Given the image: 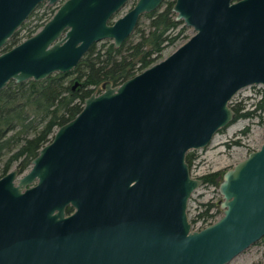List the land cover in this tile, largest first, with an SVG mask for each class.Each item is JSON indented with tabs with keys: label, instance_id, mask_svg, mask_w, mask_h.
<instances>
[{
	"label": "water",
	"instance_id": "obj_1",
	"mask_svg": "<svg viewBox=\"0 0 264 264\" xmlns=\"http://www.w3.org/2000/svg\"><path fill=\"white\" fill-rule=\"evenodd\" d=\"M41 1L0 0V90L68 73L99 41L121 46L165 0H137L114 20L127 0H65L1 51ZM173 10L195 29L188 40L106 81L28 169L0 176V264H228L264 237V142L224 172V214L199 229L188 204L203 178L187 161L232 123L240 89L264 86V0H175Z\"/></svg>",
	"mask_w": 264,
	"mask_h": 264
},
{
	"label": "trees",
	"instance_id": "obj_2",
	"mask_svg": "<svg viewBox=\"0 0 264 264\" xmlns=\"http://www.w3.org/2000/svg\"><path fill=\"white\" fill-rule=\"evenodd\" d=\"M174 4L175 0H166L158 9L146 13L148 24L139 27V20L134 33L119 47L111 40H107L108 42H104L99 48L97 43H94L78 65L68 73L55 72L41 80L28 79L19 83L11 80L1 89L0 162L4 160L1 175L12 169L13 165L20 171L28 169L39 149L52 140L59 126L81 111L85 98L91 95L99 84L106 81L119 84L163 59L165 50L186 36V25L183 20L176 19ZM40 25L37 24L34 29L30 28L28 33L22 36H19V31L15 32L4 46V50L21 42ZM72 74L75 75L70 77ZM73 78L79 81L74 89ZM260 93L261 96L253 108H245L240 101H231V106L236 112L234 121L257 114L261 116L264 111V88ZM195 158V151L190 150L187 153L190 166ZM218 174L217 171L211 173L205 176L203 181L214 184ZM204 205L205 208L196 214L191 223L198 219L206 224L210 223L211 217L215 215L212 211L215 203L208 202ZM68 210L70 211L71 207Z\"/></svg>",
	"mask_w": 264,
	"mask_h": 264
},
{
	"label": "rangeland",
	"instance_id": "obj_3",
	"mask_svg": "<svg viewBox=\"0 0 264 264\" xmlns=\"http://www.w3.org/2000/svg\"><path fill=\"white\" fill-rule=\"evenodd\" d=\"M134 2L135 0H131L122 13L130 9ZM40 8L42 9V7ZM41 9L39 12H41ZM36 15L28 17L22 26L18 28L17 31H19V36L26 34L27 27L32 21H34L33 19L36 18ZM148 22L149 18L143 15L140 18L138 26L145 27ZM185 33L186 36L181 38L176 45L170 46L165 50V57L188 40L195 33V29L192 26H186ZM133 37L135 38V36ZM104 42L108 41L102 40L97 42V47L99 48ZM1 51H3V49ZM74 75L75 74H72L70 77ZM103 86V84H99L95 92H101L104 88ZM75 87H77V85ZM263 88L264 86L261 84L248 85L240 89L233 96L231 101L234 103L240 101L245 108H253L256 105L258 98H260V92ZM261 116L257 114L254 117H241L235 121L233 120L230 125L222 128L214 136L208 146L194 150L196 158L190 166L192 176L201 177L204 180L205 176L216 171L219 172V176L216 177L217 181L214 184H209L203 181V184L193 192L188 204V216L191 222L192 219L196 217V214L205 208L204 203L208 202L215 203V206L212 209L215 215L211 217L210 222L219 219L224 214V209H222L219 204L220 200H222V194L219 191V184L227 169L246 158L251 151L261 147L264 142V111ZM246 127L249 128L244 131ZM3 165L4 160L0 162V175L3 171ZM16 167V165L12 166V168ZM205 225L206 223L201 219L192 223L194 229H199ZM228 264H264V237L250 245V247L238 254Z\"/></svg>",
	"mask_w": 264,
	"mask_h": 264
},
{
	"label": "flooded vegetation",
	"instance_id": "obj_4",
	"mask_svg": "<svg viewBox=\"0 0 264 264\" xmlns=\"http://www.w3.org/2000/svg\"><path fill=\"white\" fill-rule=\"evenodd\" d=\"M65 0H57L56 2H54V3H51V2H49L48 0H44V1H41V2H39V4L36 6V8L33 10V12L29 15V17H31V16H33V15H36V13H37V15L35 16L36 18H34L33 20L34 21H32L31 23H30V25L27 27V30H26V33H28V31L30 30V28L31 29H34L35 27H36V25L37 24H41L39 27H37V30L35 31V32H33L32 34H34V33H36L44 24H45V22L46 21H48L54 14H55V12L58 10V8L60 7V5L64 2ZM131 0H127L119 9H117L113 14H112V19L114 20V19H117V18H119V17H121V16H123L127 11H125L124 13H122V11L125 9V7L127 6V4L130 2ZM166 1V0H165ZM165 1H163V3L165 2ZM137 2V0H135V2L133 3V5L130 7V9L135 5V3ZM40 7H42V9L40 8ZM41 9V12H39V10ZM40 13V14H39ZM28 19V18H27ZM17 32V31H16ZM134 33V32H133ZM132 33V34H133ZM31 34V35H32ZM131 34V35H132ZM130 35V36H131ZM30 36V35H29ZM29 36H27V37H29ZM129 36V37H130ZM27 37H25V38H27ZM128 37V38H129ZM24 38V39H25ZM127 38V39H128ZM126 39V40H127ZM107 40H109V39H107ZM106 40V41H107ZM125 40V41H126ZM124 41V42H125ZM123 42V43H124ZM114 43V42H113ZM122 43V44H123ZM121 44V45H122ZM115 45V44H114ZM3 51H4V47H3ZM73 80H74V84H73V89L75 88V82L77 81H75V79L73 78ZM2 176V175H1Z\"/></svg>",
	"mask_w": 264,
	"mask_h": 264
}]
</instances>
